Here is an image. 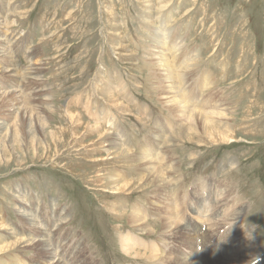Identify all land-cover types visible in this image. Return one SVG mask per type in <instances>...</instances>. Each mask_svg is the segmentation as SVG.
<instances>
[{"label":"rangeland","instance_id":"374dc122","mask_svg":"<svg viewBox=\"0 0 264 264\" xmlns=\"http://www.w3.org/2000/svg\"><path fill=\"white\" fill-rule=\"evenodd\" d=\"M179 41L176 89L180 79L188 83L192 108L190 96L200 99L208 73L213 82L205 93L231 109L232 143L187 140L159 102V78L149 62L153 52L164 48L167 55ZM191 55L195 60L187 61ZM35 107L45 125L34 129V146L27 123L12 141L0 138V244L41 231L62 264H170L161 260L169 256L226 264L227 256L254 247L253 256L229 264H264V0H0V120L12 122L21 110L35 114ZM68 111L78 113L79 123ZM93 123L103 136L87 130ZM145 135L151 154L158 152L162 186L112 192L111 177L126 181L138 173L124 159L107 160L110 137L136 153ZM101 156L106 160H93ZM215 197L204 231L202 209ZM135 207L147 216L142 231L127 219ZM20 210L33 215L34 227ZM171 212L187 235L164 232ZM58 217L63 223L55 227ZM126 235L141 256L121 250ZM21 242L0 252V264L48 263L45 252L26 245L31 241Z\"/></svg>","mask_w":264,"mask_h":264},{"label":"bare ground","instance_id":"6f19581e","mask_svg":"<svg viewBox=\"0 0 264 264\" xmlns=\"http://www.w3.org/2000/svg\"><path fill=\"white\" fill-rule=\"evenodd\" d=\"M164 9V8H163ZM165 14V13H164ZM159 16V15H158ZM172 27V26H171ZM170 32V27L166 28L165 32L163 33L162 37L165 39V43L167 41L166 39V34ZM182 40V39H181ZM165 46V44H164ZM184 48L183 47V41H179L176 43V45L173 47V50L166 55L167 52H165L164 48H160L163 50H158V53H154V60L149 62V66H151L152 72L156 73L158 78H159V82L160 86H159V102L166 108V110H168V112L177 120V124L181 126V130L183 131V134L185 135V137L187 138V140L192 141L194 140V137L197 136L199 137L200 141H203V145H209V144H213L214 143H222V142H226L228 144L232 143L233 141H235V136L232 132V123L230 122L229 116H230V111L231 109L228 106H223V101L219 100L220 104L219 105H215L213 102V100L211 98H209L207 96V94L205 93L206 91V87L208 85H212V80L210 78V75L208 73L205 72V70H203L205 73H203L202 78H204L205 84L202 85L201 87V94H200V99L199 100H195L192 98V96H190V106H193L192 108L188 107L186 104H189L186 102V97L188 90L186 89L185 85L186 83H184V79H180V87L178 89H176L175 85H174V78L175 77H179L182 73V71L180 69H178L180 66L183 67L180 63L177 62V58H178V54L180 49ZM181 52V51H180ZM152 54V53H151ZM150 54V55H151ZM145 56V55H144ZM30 57V56H29ZM150 57V56H149ZM187 57V61L189 60H195L194 55L191 56H186ZM176 61L175 64L177 66H175V64H173V67H170L168 62L171 61ZM151 60V59H150ZM185 61V60H184ZM172 63V62H171ZM185 64V63H184ZM197 64V63H196ZM193 65V64H192ZM184 67H186V65H184ZM188 67V66H187ZM190 68V67H189ZM188 68V69H189ZM197 68V66H196ZM178 69V70H177ZM199 69V68H197ZM196 69V70H197ZM190 70V69H189ZM192 70V69H191ZM36 67L32 66L31 67V74H35L36 72ZM194 71V70H193ZM188 72V71H187ZM190 72V71H189ZM196 72V71H195ZM184 73V72H183ZM115 75V74H114ZM184 75V74H183ZM189 76V75H188ZM36 77V76H35ZM155 77V76H154ZM183 77V76H181ZM185 77V76H184ZM183 77V78H184ZM34 78V77H33ZM122 78V77H121ZM187 78V76H186ZM99 79V78H98ZM177 79V78H176ZM188 79V78H187ZM114 80V78H113ZM154 80V79H153ZM158 80V79H157ZM176 81V80H175ZM186 81V80H185ZM189 81V80H188ZM158 85V84H157ZM178 85V84H177ZM176 85V86H177ZM188 85V83L186 84ZM189 88V86H187ZM209 87V86H208ZM120 88V87H119ZM214 89V88H213ZM158 90V88H157ZM213 91V90H212ZM215 91V90H214ZM217 91V90H216ZM215 91V92H216ZM12 92V91H11ZM14 92V91H13ZM117 92V91H116ZM119 92V91H118ZM117 92V94H118ZM209 92V91H208ZM8 93L5 92L4 94ZM190 93V92H188ZM116 94V95H117ZM212 94V93H211ZM216 94V93H215ZM93 95V94H92ZM115 95V96H116ZM157 95V94H156ZM210 95V94H208ZM213 95V94H212ZM15 96V95H13ZM114 94L108 92L107 97L109 100H114L115 97L113 98ZM128 96V95H127ZM158 96V95H157ZM2 97V96H1ZM88 98V97H87ZM119 98V97H118ZM117 99V98H116ZM16 101V100H15ZM80 101V100H79ZM115 101V100H114ZM117 101V100H116ZM133 101V100H132ZM188 101V100H187ZM17 102V101H16ZM122 102V101H121ZM120 101L114 102V106H119L121 105ZM6 103V102H5ZM19 103V102H18ZM116 103V104H115ZM217 103V102H216ZM11 104V103H10ZM16 104V103H15ZM92 104V103H91ZM133 104L136 105V101L133 102ZM225 104V103H224ZM5 105V104H3ZM8 105V102H7ZM14 105V104H13ZM88 105V104H87ZM93 105V104H92ZM89 105V106H92ZM228 105V104H227ZM95 106V105H94ZM110 106V105H109ZM148 106V105H147ZM104 107V106H103ZM107 107V106H106ZM163 107V108H164ZM201 107V108H199ZM5 108V107H4ZM88 108V107H87ZM90 109L92 107H89ZM97 108V107H96ZM140 108V107H138ZM2 109V108H1ZM26 109V108H25ZM86 109V108H85ZM105 109V108H104ZM103 109V111H104ZM113 109V108H110ZM10 110V109H9ZM87 110V109H86ZM108 110V109H107ZM137 110V109H136ZM7 111V110H6ZM12 110H10L9 112H11ZM121 111V110H120ZM119 111V112H120ZM143 111H147V110H143ZM6 114V116L9 118L11 117V113ZM88 112V110H87ZM93 112V111H92ZM113 112V111H112ZM122 112V111H121ZM139 112V111H138ZM40 111L35 107V114H32L31 112H28L27 110H21L20 112L16 113L14 119L12 122H7L5 120L7 119H3L0 120V137L4 142L7 139V142L9 140H13L15 138V135L17 134L18 129L19 128H23L26 123V126L29 127L28 131L26 132L27 135L30 137L31 143L33 142V146L35 143V139L33 136V133L35 135L34 129L35 128H40L42 129L45 125V123L42 122L40 117H35V115H39L40 116ZM115 114V113H114ZM121 114V113H120ZM124 114V113H123ZM111 115V113L109 114ZM113 115V114H112ZM67 116L70 120L75 121V123H79V115L78 113L75 112H67ZM90 116L92 117L93 114L91 113ZM108 116V115H107ZM113 117V116H112ZM145 117V116H144ZM149 117V116H148ZM93 118V117H92ZM143 118V117H142ZM145 119V118H144ZM148 119V118H147ZM10 120V119H9ZM149 120V119H148ZM97 121V120H96ZM99 121V120H98ZM97 123V122H96ZM106 123V122H105ZM104 123V124H105ZM117 124V123H116ZM120 126V125H119ZM174 127V126H173ZM173 127H170L171 131L173 129ZM97 132L99 131V135L103 136V131H101L102 129H100V127H98L97 124H89V126H87V130L89 132H92V130H94ZM153 129V128H152ZM151 131V130H150ZM22 132V131H21ZM149 132V131H148ZM157 133V132H156ZM170 133V132H168ZM94 134V133H93ZM96 134V133H95ZM148 134V133H147ZM174 134V133H173ZM177 134V133H176ZM37 135V134H36ZM178 135V134H177ZM167 136V135H165ZM176 136V135H174ZM179 136V135H178ZM20 137V136H19ZM111 141H110V150L108 151V154L106 155L107 160L110 159H115L116 161H120V159H124V161L127 163L125 165H127L128 167H130L132 169V171H137V177L135 179H129L126 181L120 180L119 178L116 177V179H113V177L110 178V180H108V182L106 183L107 186L106 187H110L112 192L114 193H120L123 192L125 190H131L133 188H138V189H142V188H146V187H150L152 185H155L156 183H158V185H156V187H160L162 186L163 183V179L165 175L160 173V171L157 169L156 163H154L155 159L157 160L158 158V152L152 153L153 151V144L152 141L150 139L149 135H145L144 138H142V140H140L138 143H140L142 141V145L138 146L137 152H133L131 153L130 151L126 150L128 149V147L124 148L122 147V144L116 142V139H113V137H110ZM20 139V138H19ZM98 140L101 139V137L97 138ZM113 139V140H112ZM173 139V138H172ZM166 140V139H165ZM104 141V140H103ZM122 141V140H121ZM175 141V140H174ZM123 142V141H122ZM163 142V141H162ZM171 142V140H170ZM169 142V143H170ZM173 142V141H172ZM195 142V141H194ZM154 143V142H153ZM160 143V142H159ZM164 143V142H163ZM167 143V141H166ZM207 143V144H205ZM101 144V142H100ZM99 144V145H100ZM162 144V143H161ZM3 146V145H2ZM32 146V147H33ZM101 146V145H100ZM132 146V145H131ZM161 146V145H160ZM102 147V146H101ZM171 148V147H170ZM134 149V148H133ZM132 150V149H131ZM94 152V151H93ZM98 152V151H97ZM162 152V151H161ZM167 152V151H165ZM161 154V153H160ZM166 154V153H163ZM169 154V153H168ZM163 157V156H161ZM164 158V157H163ZM167 158V157H166ZM106 160L105 157H98L97 159H94L95 161L97 160ZM159 161V160H158ZM164 161V160H163ZM225 162H227V165H229V167H233L235 164V159L228 157V159L225 160ZM171 163V162H170ZM119 164V163H118ZM164 164V163H163ZM223 164V163H222ZM159 167V166H158ZM225 166H221V172L222 170H224ZM167 169V168H166ZM141 172V173H140ZM147 174H146V173ZM162 172V171H161ZM164 173V172H163ZM146 174V175H145ZM97 175H100V173L98 172ZM220 181V180H219ZM161 185H160V184ZM116 186V187H115ZM176 190V189H175ZM231 190V186L229 184V187L224 188V194H226L227 192H229ZM172 191V190H171ZM174 191V190H173ZM168 192V191H167ZM223 192V191H222ZM125 193V192H123ZM219 194V193H218ZM144 195V194H143ZM161 195L163 196L164 200L168 201L169 199V195L167 193H161ZM221 195V194H220ZM221 198V197H219ZM223 198V197H222ZM221 198V199H222ZM218 197H215L214 202L212 203V205H209V207H205L204 209H202V211L204 212V214L201 216V210L198 212V216H201L202 218V224L200 225H204V228L201 226V228L206 230L204 231H208L209 228V224L207 222L209 216H210V206L212 208V206H214V203L218 204ZM123 201V200H121ZM213 201V200H212ZM184 203V202H183ZM170 204V203H169ZM209 204V203H208ZM112 206V205H111ZM165 207V206H164ZM163 207V208H164ZM169 208V206H167ZM223 207V206H221ZM214 208V207H213ZM225 208V207H224ZM55 209V208H54ZM114 211H116L117 209L114 207L113 208ZM134 211L131 213L130 215H128V222L130 224H132L134 227H138L139 230H143L146 229V224H145V218L147 216H145L143 213H140L139 211V207H135L133 209ZM180 210V209H179ZM243 208L239 207L237 210H235V219H237L241 213H242ZM182 211V210H181ZM222 211V210H221ZM117 212V211H116ZM178 212V211H177ZM214 212V211H213ZM227 212V211H226ZM118 213V212H117ZM172 213V212H171ZM183 213V211H182ZM124 209L121 210V214L120 215H124ZM219 214V213H218ZM19 215L22 218L23 221L26 222V224H28L29 226H33L34 227V217L33 215H30L28 212H26V210H20L19 211ZM126 215V214H125ZM119 216V215H118ZM173 213L172 215H170L169 217L166 216V218H164L163 224L165 226V233H169V235H185V229L183 227L180 226V224L174 220L173 217ZM212 216V215H211ZM225 216V215H224ZM123 217V216H122ZM182 217V216H180ZM184 217V216H183ZM228 217V216H227ZM233 217V216H232ZM211 218V217H210ZM209 218V219H210ZM216 218V217H215ZM234 218V217H233ZM178 219V218H176ZM219 219V218H218ZM181 220V219H180ZM206 221V222H205ZM211 222V221H210ZM216 222V221H215ZM63 223V218H59L56 220L55 223V227L59 226L60 224ZM214 223V222H213ZM208 224V225H207ZM2 225H0L1 228ZM62 226V225H61ZM212 226V225H210ZM215 226V224H214ZM221 226V225H220ZM216 227V226H215ZM186 228V226H185ZM200 228V229H201ZM213 231V230H212ZM150 232V231H149ZM210 233V232H209ZM205 234V233H204ZM213 234V233H212ZM125 235V234H124ZM168 235V234H167ZM187 235V234H186ZM37 238L34 237H27L26 239L22 238V242H27V241H31L30 243H25L28 246H35L38 249H40L42 252H45V260L48 261L47 264H62L61 263V255L57 252H54L55 250H52L49 247V244H47L46 239L44 238V234H42L41 231H39V234L36 236ZM120 237V236H119ZM211 237V236H210ZM212 238V237H211ZM210 238V239H211ZM21 239L17 238L16 240H14L12 243H1L0 244V252L3 251H7L8 248L12 247L13 244L16 243V245H19ZM183 239V238H182ZM120 241V247L122 248L121 250H123L126 253H129V255L131 253H134V256H141L142 254L140 252H135L133 251V244H136L135 241H133V238L130 235H126L124 237H121L119 239ZM205 240V239H204ZM17 241V242H16ZM181 241V240H180ZM21 242V243H22ZM179 242V241H178ZM210 242V241H209ZM180 244V243H179ZM81 245V244H80ZM244 248V247H243ZM254 247H248L245 248V250H241L239 252L241 253H237V254H232L230 256H227V258L225 259L224 263L229 264L231 262H241V261H245V259L247 257H251L253 256V252H254ZM228 251V250H227ZM226 251V252H227ZM233 252V251H232ZM84 254V253H83ZM158 254V253H157ZM155 254H150L149 258H155V259H160L161 257ZM128 255V256H129ZM40 256V255H39ZM183 257V256H182ZM182 257H173V256H169L166 258H161L162 261L165 262H170V264L172 263H177V264H195L194 261H190V260H185ZM259 259V258H258ZM222 259H219L217 264H220V261ZM252 261V260H250ZM84 262V261H83ZM211 263V262H210ZM251 263V262H249ZM18 264V263H17ZM168 264V263H167ZM212 264H216V262H212ZM235 264V263H234ZM239 264V263H238Z\"/></svg>","mask_w":264,"mask_h":264}]
</instances>
